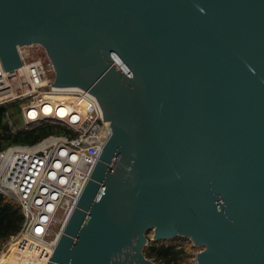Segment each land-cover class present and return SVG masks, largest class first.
<instances>
[{
	"label": "water",
	"instance_id": "obj_1",
	"mask_svg": "<svg viewBox=\"0 0 264 264\" xmlns=\"http://www.w3.org/2000/svg\"><path fill=\"white\" fill-rule=\"evenodd\" d=\"M30 44L111 128L48 264H264V0H0L3 69Z\"/></svg>",
	"mask_w": 264,
	"mask_h": 264
},
{
	"label": "built area",
	"instance_id": "obj_2",
	"mask_svg": "<svg viewBox=\"0 0 264 264\" xmlns=\"http://www.w3.org/2000/svg\"><path fill=\"white\" fill-rule=\"evenodd\" d=\"M18 53L16 70L7 72L0 62V107L17 102L19 109L17 125L5 113L10 129L51 124L66 132L0 150V195L23 216L19 232L0 243V264H48L111 128L92 94L51 85L54 65L41 45Z\"/></svg>",
	"mask_w": 264,
	"mask_h": 264
},
{
	"label": "trees",
	"instance_id": "obj_3",
	"mask_svg": "<svg viewBox=\"0 0 264 264\" xmlns=\"http://www.w3.org/2000/svg\"><path fill=\"white\" fill-rule=\"evenodd\" d=\"M5 113L14 124L20 123L18 103L0 107V150L12 144L32 145L48 134H61L66 131L63 128L51 124H45L31 130L12 132ZM23 216L20 210L13 204L4 200L0 195V243L17 234L22 226ZM145 256L155 264H182L181 260L186 255L181 245L165 244L164 242L150 243L144 251Z\"/></svg>",
	"mask_w": 264,
	"mask_h": 264
},
{
	"label": "rangeland",
	"instance_id": "obj_4",
	"mask_svg": "<svg viewBox=\"0 0 264 264\" xmlns=\"http://www.w3.org/2000/svg\"><path fill=\"white\" fill-rule=\"evenodd\" d=\"M154 232L149 230L145 234V249L150 243H153ZM165 244H176L184 247L186 255L182 258V264H195L196 254L203 250V247L194 245L193 242L186 237L177 236L175 238L164 241Z\"/></svg>",
	"mask_w": 264,
	"mask_h": 264
},
{
	"label": "bare ground",
	"instance_id": "obj_5",
	"mask_svg": "<svg viewBox=\"0 0 264 264\" xmlns=\"http://www.w3.org/2000/svg\"><path fill=\"white\" fill-rule=\"evenodd\" d=\"M61 112L63 113V107L61 108ZM39 231H41V230H39ZM49 257V256H48Z\"/></svg>",
	"mask_w": 264,
	"mask_h": 264
}]
</instances>
